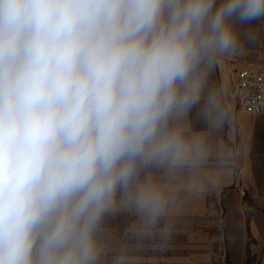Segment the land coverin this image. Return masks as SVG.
Returning a JSON list of instances; mask_svg holds the SVG:
<instances>
[{"label":"clouds","instance_id":"1","mask_svg":"<svg viewBox=\"0 0 264 264\" xmlns=\"http://www.w3.org/2000/svg\"><path fill=\"white\" fill-rule=\"evenodd\" d=\"M258 22L264 0H0V264H99L118 204L156 230L169 195L140 174L204 163L177 121L229 118L208 80Z\"/></svg>","mask_w":264,"mask_h":264},{"label":"crops","instance_id":"2","mask_svg":"<svg viewBox=\"0 0 264 264\" xmlns=\"http://www.w3.org/2000/svg\"><path fill=\"white\" fill-rule=\"evenodd\" d=\"M249 27L259 33L255 43L221 58L208 80V88L227 90L229 118L215 127L193 110L177 121L186 135L203 137L206 160L176 174L144 169L140 181L151 177L167 192L168 210L144 234L133 227L134 212L118 204L101 225L99 264H264V115L240 112L234 94L240 70L264 71V22L241 33Z\"/></svg>","mask_w":264,"mask_h":264},{"label":"built area","instance_id":"3","mask_svg":"<svg viewBox=\"0 0 264 264\" xmlns=\"http://www.w3.org/2000/svg\"><path fill=\"white\" fill-rule=\"evenodd\" d=\"M234 94L238 110L251 115H264V71L242 69L237 73Z\"/></svg>","mask_w":264,"mask_h":264},{"label":"rangeland","instance_id":"4","mask_svg":"<svg viewBox=\"0 0 264 264\" xmlns=\"http://www.w3.org/2000/svg\"><path fill=\"white\" fill-rule=\"evenodd\" d=\"M252 264H254V263H252Z\"/></svg>","mask_w":264,"mask_h":264}]
</instances>
